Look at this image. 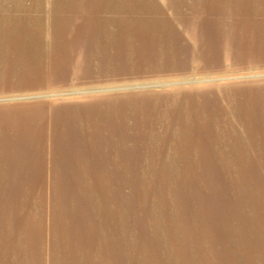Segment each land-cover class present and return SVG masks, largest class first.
I'll list each match as a JSON object with an SVG mask.
<instances>
[{"label": "bare ground", "instance_id": "bare-ground-1", "mask_svg": "<svg viewBox=\"0 0 264 264\" xmlns=\"http://www.w3.org/2000/svg\"><path fill=\"white\" fill-rule=\"evenodd\" d=\"M20 5L14 6L17 9ZM44 18L50 23L0 16V86L31 87L84 79L92 74L91 65L104 76L116 68L112 45L136 59L135 50L160 51L155 58L159 67L164 64L166 69L184 65L188 58L217 59L204 54L208 50L217 54L219 46L240 50L248 45L253 52L264 47V0H54ZM186 39L195 44L194 52L185 44ZM136 40L157 45L130 47ZM139 55L142 60L149 59ZM252 92L264 93V88ZM193 96L201 98L203 94ZM191 100L189 107L178 98L173 99V105L156 101L151 111L161 113L166 120L159 124L160 129L151 131L134 127L117 132L114 112L108 108L100 111L87 99L85 109L72 108L61 116L55 112L51 114L54 139L48 140L54 149L45 170L33 167L43 161L42 157L38 160L35 148L30 146L20 154L15 135L4 131L8 124H17L28 135V117H43L44 110L16 111L20 120L10 122L2 120L1 113L0 197L23 199L0 209V264H38L35 261L43 260L47 225L45 228L42 218L37 219L31 211V189H36L34 180L38 175L42 179L46 170L52 173L49 196L53 212L48 224L54 232V245L63 252L62 260L49 248L53 264H219L224 257L217 260L218 248L238 254L228 259L230 262L239 255L247 256L245 240L232 226V218L210 221L212 217L205 215V208L196 201L199 212L185 214L179 207L178 215H168L165 220L169 226L165 233L160 231V223L149 218L154 232L144 234L132 230L126 205L119 211L111 206L109 197L103 194L108 200H101L102 186L106 188L118 178L114 165L127 169L137 156L160 155L151 156L150 168L158 161L165 170L182 163L177 180L185 182L195 177L200 164L211 165L208 158L200 161L193 155L209 156L221 148L257 155L264 150V103L241 101L228 112L219 102L210 106ZM113 151H120L122 160L115 161ZM160 180L162 172L152 181ZM19 211L24 215L18 216ZM41 211L38 206L37 212Z\"/></svg>", "mask_w": 264, "mask_h": 264}, {"label": "rangeland", "instance_id": "rangeland-1", "mask_svg": "<svg viewBox=\"0 0 264 264\" xmlns=\"http://www.w3.org/2000/svg\"><path fill=\"white\" fill-rule=\"evenodd\" d=\"M53 1L0 0V16L31 17L28 23H50L45 21L44 14L46 11L50 13ZM189 1L186 0V2ZM15 3H20V7L16 9ZM184 42L189 50L194 52L195 44L188 39ZM129 45L139 49L142 46L153 47L157 44L136 40ZM216 51L217 54L208 50L204 55L218 57L217 59L199 58L200 60L192 61L188 58L186 64L181 66L168 64L174 67L166 69L164 64L159 67L160 62L155 58L156 55H160V51L135 50L137 59L141 61L139 62L122 48L112 45L111 52L117 58L116 68L104 76L95 70V65H91L92 74L84 79H69L58 84L31 87L0 86L2 120L9 122L20 120L21 116L14 113L26 108L40 107L44 110L43 117H28V135L25 128L17 124H8L4 131H10L15 135L20 154L26 153L30 146L35 148L39 154L38 160L42 157L43 161L42 164L38 161L33 167H41L45 170L49 164L48 155L54 149L50 147L48 141L54 139L51 114L56 112L61 116L63 111L72 108L85 109L83 102L86 99L100 111L114 112L117 132L132 131L134 127L149 131L160 129L159 124L166 120V117L159 112L151 111L156 101H159L161 105H173L171 103L173 99L178 98L183 100L185 107L192 104L191 99L210 106L219 102L228 112L235 110L241 101L264 103V93L252 92L258 88H264V47L262 46L259 52H253L248 45L240 50L235 47L225 49L219 46ZM139 54L146 55L149 59L142 60ZM194 94H203V97L196 98ZM126 110L131 112L127 113ZM230 117L232 118L231 113ZM29 139L33 142H28ZM44 140V145H41ZM112 155L115 161L123 158L120 151H113ZM152 155L137 156L138 160H135L133 165H128L127 169H118L119 166L114 165L118 170L112 168L114 174L117 172L118 178L109 182L106 188L102 186L99 191L101 200H108V198L104 199V194L110 198L111 206L120 208L126 205L132 230L135 232L140 230L144 234L154 232V226L148 222L149 218H151L150 221L160 223V231L165 233L169 228L165 220L169 219V216L178 215L179 207L186 210L185 214L199 212L194 206L196 201L205 208L201 211L212 217L210 221L214 219L220 221L222 217L230 216L232 218L230 222L235 223H231L232 226L239 230V236L242 235V239L245 240L242 241L247 256L239 255L230 262L228 259L238 254L228 253V255L227 251L218 248V254L215 253L216 256H214L218 261L223 257L225 260L222 259L219 264H264V150L257 155L244 150L239 152L221 148L217 152L208 154L209 156L193 155L200 161L208 158L211 165L202 167L200 164L195 170V177L185 182L177 180L178 169L182 163H177L174 169L165 170L161 168L162 165L158 161L154 167L150 168L147 163L151 160V156L161 157L156 153ZM171 156L175 157V155ZM161 172L162 180L152 181L158 179ZM51 175L52 173L46 170L42 174V179L38 175V178L34 180L37 184L36 189L30 188L33 202L31 205H34L31 211L37 219L42 218L45 228L47 225V234L42 243L45 252L42 261H35L39 262L38 264H53V260L50 261V254H47L49 248L58 252L63 260V252L58 244L54 245V232L50 227L53 212L52 199L49 196L52 195L49 187ZM22 199L21 197H0V209L16 204L18 201L22 202ZM37 205L41 212H37ZM24 213L19 211L17 214L23 216ZM206 221L209 220L206 219ZM246 238H249V241ZM257 261L258 263H255Z\"/></svg>", "mask_w": 264, "mask_h": 264}]
</instances>
